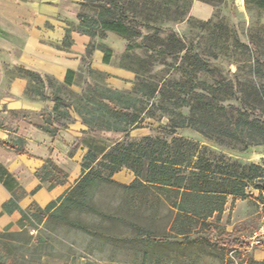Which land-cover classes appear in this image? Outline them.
<instances>
[{
	"label": "trees",
	"instance_id": "1",
	"mask_svg": "<svg viewBox=\"0 0 264 264\" xmlns=\"http://www.w3.org/2000/svg\"><path fill=\"white\" fill-rule=\"evenodd\" d=\"M78 1L79 24L75 29L79 33L90 38L114 33L128 42L124 54L131 61L120 68L135 74L130 90L90 83L81 93L70 91L71 97L65 98L60 92L75 84L74 71L66 72L62 84L23 66L19 73L28 81L25 89L28 98H34L30 96L33 94L41 100L48 99L47 89L55 87L56 92L50 93L54 107L43 115V125H38V129L55 137L73 122L69 113L72 112L87 128L83 134L109 135L115 141L101 154L89 147L81 160L79 179L45 208L34 205L22 209L17 204L21 188L13 180L11 185L6 183L14 192L2 204L1 214L17 212L19 229L29 225L41 226L46 231L93 235L102 245L131 252L145 264H167L171 255H184L191 250L248 251L250 244L241 238L243 231L219 230L217 223L228 196L249 197L264 204V166L230 162L216 156L212 149L243 153L249 147L264 146V82L252 84L249 94L243 93L231 79L206 84L197 77L212 72L198 54H193L199 63L195 74L184 83L175 79L156 80L145 67L137 68L145 60L134 51L142 49L179 59L183 65L189 55L186 44L176 32L161 25L182 22L193 0ZM199 1L210 6L222 4L221 0ZM70 30L66 31L67 44ZM239 46L246 51L253 78L264 80V41L242 42ZM96 50L103 53V64L109 65L111 50L103 45H90L86 55L92 57ZM211 58L221 61L216 54ZM87 73L100 74L90 66ZM227 107L230 119L224 124L214 118V111L225 112ZM182 109H188L187 115ZM159 114L167 118L165 126L151 129L154 133L145 137L131 136L133 130L143 127L146 119L156 120ZM178 130H190L202 144L183 138L177 134ZM23 144L20 138L0 140L2 148L16 154L23 153ZM121 168L135 174L129 185L112 179ZM34 177L39 184L33 191L43 185L48 191L66 184L69 176L47 159ZM248 188L256 191L257 196L247 194ZM104 191L108 197L96 199ZM116 202L117 206H113ZM108 231L122 233L116 237ZM152 257L157 261L148 262ZM247 264H264V260L250 258Z\"/></svg>",
	"mask_w": 264,
	"mask_h": 264
},
{
	"label": "rangeland",
	"instance_id": "2",
	"mask_svg": "<svg viewBox=\"0 0 264 264\" xmlns=\"http://www.w3.org/2000/svg\"><path fill=\"white\" fill-rule=\"evenodd\" d=\"M221 1L222 4L217 5V3H214L216 6H211L213 7L212 16L206 20L191 16V5L182 22H170L161 25L169 31L176 32L186 44L189 55L183 65H180L179 59L163 57L142 49L141 51H134L136 56L145 60V63L141 66L137 65V68L148 70L149 74L156 80L161 78L175 79L180 83H184L188 76L195 74V69L199 63L193 57V54H198L203 58L202 63H205L212 72L210 75L197 77L199 81L214 84L217 81L228 82L231 79L232 83L239 85V88L243 89L245 94L250 93L249 88L252 84L263 83L264 80L258 77L253 78L249 67V58L245 49H240L239 45L248 41L254 43L264 41V0H242L237 4L233 0H229V2ZM75 28L72 27L69 31V39L71 41V37L75 33L79 34L80 38L76 39L77 45L74 52L81 55L82 48H85L81 59L82 66L75 72V84L70 90L65 89V91L60 92V95L65 98L71 97L69 95L70 91L81 93L82 89H86L90 83H95L99 87L107 85L114 90L129 91L135 74L124 70L130 75L123 77L114 72L121 69L120 65H128L131 61L124 54L128 42L114 33H106L104 36L90 38L86 34L79 33ZM90 45H103L110 49L112 52L110 64L100 65L99 67L94 65L92 57L86 55ZM213 54L218 55L221 61L212 60ZM89 66L100 74L88 75L87 68ZM48 92L51 94L56 92L55 87L49 88ZM30 96L38 98L33 94ZM229 109L230 107H227L225 112L215 110L214 118H217L221 123H227L230 119ZM181 112L187 115L188 109H182ZM61 121L64 122L65 119L61 118ZM166 124L167 118L159 114L156 120L146 119L142 125L143 127L133 130L131 136L138 139L145 137V135H151L154 133L151 129L158 130L159 126L163 127ZM177 134L183 138L201 143V139L190 130H178ZM114 141L115 139L109 135L88 133L83 134L76 140L74 148L78 149V145L81 143L87 148L91 147L95 153L101 154L110 148ZM212 151L216 156L225 157L226 160L237 162L240 165L255 164L264 166V146L249 147L243 153L223 152L217 149H212ZM134 178L135 174L121 168L112 179L117 183L129 185ZM246 192L252 196L258 194L252 188H248ZM106 196L108 197V194L104 191L98 193L96 199L105 200ZM226 199L217 228L226 232H231L233 229L243 231L241 238L250 242L248 251L225 249L220 252L207 250L206 253H198L191 250L184 255H171V260L167 264H247L250 258L258 260L256 254L261 249L252 243L250 236L258 231L261 225H264V204L257 203L249 197L231 198L228 196ZM117 204V202L112 203L113 206H117ZM107 233L110 236L118 237L122 232L108 231ZM125 233L128 235L130 232ZM165 260L168 259L165 258ZM150 261L153 263L157 261V258L152 257V260L148 262ZM0 264L145 263L141 257H134L131 252L115 249L111 245H102V242L94 238L93 235L79 231H46L41 226L34 228L29 225L19 229L18 225H14L10 228L8 226L0 228Z\"/></svg>",
	"mask_w": 264,
	"mask_h": 264
},
{
	"label": "crops",
	"instance_id": "3",
	"mask_svg": "<svg viewBox=\"0 0 264 264\" xmlns=\"http://www.w3.org/2000/svg\"><path fill=\"white\" fill-rule=\"evenodd\" d=\"M233 1L237 4L242 0ZM78 3V0H0V140L24 141L21 154L0 146V228L17 226L20 221L17 212L1 214L2 204L14 192L6 183L11 185L13 180L21 188L17 204L22 209L34 205L45 208L81 176V160L88 148L80 143L75 149L74 145L87 128L77 115L69 112L73 122L55 137L38 129V125H43V115L54 107L51 94L48 92L49 98L45 100L28 98L25 95L28 81L19 73L23 66L62 84L67 71L76 72L82 66L85 48L81 47V55L74 52L79 34L75 33L70 43H65L66 31L79 24ZM212 10L208 4L194 0L190 15L206 20L212 16ZM102 57L103 53L96 50L93 64L104 65ZM114 72L123 77L130 75L121 69ZM47 159L69 176L68 182L48 191L44 185L33 191L39 184L34 172ZM256 255L257 261L264 260L263 249Z\"/></svg>",
	"mask_w": 264,
	"mask_h": 264
},
{
	"label": "built area",
	"instance_id": "4",
	"mask_svg": "<svg viewBox=\"0 0 264 264\" xmlns=\"http://www.w3.org/2000/svg\"><path fill=\"white\" fill-rule=\"evenodd\" d=\"M250 240L253 244L264 247V225H261V228H259L258 231L254 232L252 236H250Z\"/></svg>",
	"mask_w": 264,
	"mask_h": 264
}]
</instances>
